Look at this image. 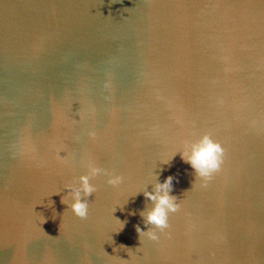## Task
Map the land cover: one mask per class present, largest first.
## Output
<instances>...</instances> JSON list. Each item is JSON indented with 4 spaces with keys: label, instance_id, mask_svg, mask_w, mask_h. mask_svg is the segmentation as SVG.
<instances>
[{
    "label": "water",
    "instance_id": "1",
    "mask_svg": "<svg viewBox=\"0 0 264 264\" xmlns=\"http://www.w3.org/2000/svg\"><path fill=\"white\" fill-rule=\"evenodd\" d=\"M205 133L201 187L180 152ZM89 166L123 182L90 179L82 220ZM0 264H264V0H0Z\"/></svg>",
    "mask_w": 264,
    "mask_h": 264
},
{
    "label": "clouds",
    "instance_id": "2",
    "mask_svg": "<svg viewBox=\"0 0 264 264\" xmlns=\"http://www.w3.org/2000/svg\"><path fill=\"white\" fill-rule=\"evenodd\" d=\"M107 86L108 85H106V87ZM189 148L191 149L190 154L188 152ZM183 149L184 151L180 152L182 154V160L191 166L197 176V179L203 181L201 187H206L213 175L221 171L222 165L224 164L225 149L219 142L214 141L211 135L208 133L203 134L195 143H185ZM175 155L176 153L173 154L169 159L162 161V163L169 164ZM59 158L63 159V157ZM101 174L109 177L107 179V183L112 187H117L123 182V177L120 175H115L114 173L107 172L106 170L98 167L89 166L88 174L81 175L79 177L80 188L76 191L74 201L69 205L71 212L82 220L86 219L88 216V203L86 200H82L80 198L79 193L82 191L85 197H88L96 192V187L89 181L90 179ZM176 179L177 178L175 176L170 175L166 177L163 183H157L155 185V194L144 191L143 194L145 198L149 201H153L154 207L151 209V211L147 212L146 215L141 213L145 225H151L148 231H142L139 225L134 226L140 238L147 237L149 240L157 241V230L163 232V230L169 227V214L177 212L180 208L176 197L170 196L168 194L172 191L173 181ZM71 187L72 185L66 186V188ZM61 202L67 203V200L62 199ZM45 222L46 221L44 219L43 223ZM126 223L127 221L121 223V230ZM122 247L124 246L122 245Z\"/></svg>",
    "mask_w": 264,
    "mask_h": 264
}]
</instances>
